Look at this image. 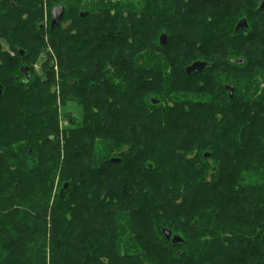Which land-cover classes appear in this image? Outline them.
<instances>
[{"label": "trees", "instance_id": "obj_1", "mask_svg": "<svg viewBox=\"0 0 264 264\" xmlns=\"http://www.w3.org/2000/svg\"><path fill=\"white\" fill-rule=\"evenodd\" d=\"M140 1L0 0V264H264V0Z\"/></svg>", "mask_w": 264, "mask_h": 264}, {"label": "water", "instance_id": "obj_2", "mask_svg": "<svg viewBox=\"0 0 264 264\" xmlns=\"http://www.w3.org/2000/svg\"><path fill=\"white\" fill-rule=\"evenodd\" d=\"M260 9H264V2H262L260 4ZM64 13H65V6L63 5H57L55 6L53 9H52V21H51V28H55L57 27L63 16H64ZM249 28V24L247 22V19L246 18H242L236 25L235 27V31H242V30H247ZM167 40H168V35L163 33L161 34L160 36V43L162 45H165L167 43ZM208 66V62L207 61H203V60H197V61H194L192 62L190 65H188L185 70H186V73L188 75H191L193 73H198V72H202L206 67ZM22 70L23 71H27V67H22ZM228 92H229V96L230 98H233L234 96V92H235V87L232 83L228 84L226 86ZM153 103H158V101H155V100H152ZM205 156L208 157L209 156V153H205ZM112 161L114 162H118L119 159L118 158H113ZM164 234L166 236V238L168 240H171L173 244H176V243H180L183 241V238L178 235V234H175L173 235L172 234V231L170 228H165L164 229Z\"/></svg>", "mask_w": 264, "mask_h": 264}, {"label": "flooded vegetation", "instance_id": "obj_3", "mask_svg": "<svg viewBox=\"0 0 264 264\" xmlns=\"http://www.w3.org/2000/svg\"><path fill=\"white\" fill-rule=\"evenodd\" d=\"M157 1H159V0H157ZM195 1H199V0H195ZM213 1H214L215 4H223V6L225 5V6L235 7V0H213ZM123 2L124 3H122V4H125L124 6H138V7H143V5H144L143 2L140 1V0H123ZM167 2L169 4L168 5L169 8L172 9V11L174 12L175 9L177 10V8H179V7H182L183 9L189 7L191 5V3H192V0H169ZM57 5H63V4H57ZM57 5H55V6H57ZM55 6H53V8ZM65 11H66V8H65ZM241 19H239V21ZM51 21H52V10H51V17H50V27H51ZM239 21L236 22L235 27H236V25H237V23ZM44 22H45L44 25L46 26L48 24V15H46V18H44ZM61 22H62V20H61ZM61 22H60V24H61ZM248 24H249V22H248ZM235 27H234V30H235ZM242 31H245V30H242ZM238 32H240V31H238ZM0 54H3L2 56H6V55L12 56L13 55V51H12L10 45H5L3 43H0ZM22 67H27V71L26 72L23 71L22 70ZM21 71H22V73H21L22 74L21 79H23V81H27L29 79V73H30V67H29V65L23 64L21 66ZM2 73H3V68L0 67V80H2V79L5 78V74H2ZM13 81H14V77L11 78V82H13ZM5 89L6 88L4 87V85L0 82V96H2V93L4 94Z\"/></svg>", "mask_w": 264, "mask_h": 264}, {"label": "rangeland", "instance_id": "obj_4", "mask_svg": "<svg viewBox=\"0 0 264 264\" xmlns=\"http://www.w3.org/2000/svg\"><path fill=\"white\" fill-rule=\"evenodd\" d=\"M120 1V2H119ZM115 2L116 3H113V4H116L117 6H119V5H121L122 3H123V0H115ZM206 4L205 3H203V4H201L199 7H201V9L202 8H204V6H205ZM207 6H208V4H207ZM125 10L127 11H129V10H131V8H130V6H125ZM44 18H46V14H45V17ZM258 20V19H257ZM257 20H255L254 22H255V24H257ZM239 21V20H238ZM236 53L237 52H235V53H233V56H236ZM239 56V55H238ZM42 57V56H41ZM40 57V58H41ZM38 59L36 62H35V65H34V67H35V70H36V72L37 73H40V64L42 63V58L41 59ZM255 60H260L261 61V57H256L255 58ZM255 60H253L252 58H251V61H250V64H252V63H254L255 62ZM55 70H56V72H57V74H58V69L57 68H55ZM225 71V73H226V75H227V77L229 78V80H236L235 78H234V76H233V73H235V70H229L228 68H226V66H225V69H224ZM260 73V72H259ZM230 82H233V81H228L227 82V84H229ZM233 83H235V82H233ZM54 90H56V92L57 93H59V91H60V85L59 84H56L55 86H54ZM237 91V90H236ZM264 91V84L263 85H261L260 86V90H259V92H258V94H260V93H262ZM240 92L242 93V92H244L243 90H241V88H240V91L238 90L237 91V94H240ZM60 103H61V101H60V98H58V104H59V107H60ZM70 106H74V115L76 116V117H78L79 116V110H78V108H76V107H78L77 106V104L76 103H74V104H72V103H70ZM69 106V107H70ZM0 115L2 116V113H0ZM60 126L61 127H64L65 128V126H68V123H67V120H65L64 119V117L61 115V118H60ZM57 189L58 188H54V193L57 191Z\"/></svg>", "mask_w": 264, "mask_h": 264}]
</instances>
